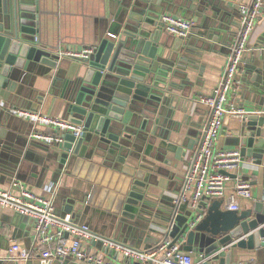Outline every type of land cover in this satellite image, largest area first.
Listing matches in <instances>:
<instances>
[{
    "label": "water",
    "instance_id": "95a60500",
    "mask_svg": "<svg viewBox=\"0 0 264 264\" xmlns=\"http://www.w3.org/2000/svg\"><path fill=\"white\" fill-rule=\"evenodd\" d=\"M184 3L109 0L110 16L89 45L95 47L94 51L89 58L63 66L41 37L42 0H3L1 84L8 83L7 88H11V80H19L24 72L45 75L51 69L57 70L56 74L66 71L62 107L65 119L80 129L53 131L61 138L52 142L58 159V178L53 180H61L62 185L74 179L72 189L56 192L54 205L60 200L64 204L60 214H72L76 221L107 238L115 229L134 242L147 243L146 248L168 235L171 243H180L182 251L211 256L208 264L251 261L263 249L264 198L254 200L241 212L225 207V199L220 196L203 197L193 208L182 207L168 193L155 192L158 183L153 180L154 163L137 149V144L145 140L164 155L175 152L178 159H183L186 151L187 146L176 143L170 135L179 131L180 124L173 118L175 93L192 85L182 73L193 69L187 61V53L194 52L192 31L186 37L172 34L173 41L169 42L164 36L169 32L161 22L167 11L177 13L167 9L169 5ZM256 72L262 76L257 93L264 98V65H259ZM225 126L231 131L228 145L239 148L243 160L252 157L254 163L264 164V115L224 118L220 133L226 132ZM129 155L139 163L128 161ZM3 164L6 161L2 157ZM0 264L29 263L2 260Z\"/></svg>",
    "mask_w": 264,
    "mask_h": 264
},
{
    "label": "crops",
    "instance_id": "0c3cea01",
    "mask_svg": "<svg viewBox=\"0 0 264 264\" xmlns=\"http://www.w3.org/2000/svg\"><path fill=\"white\" fill-rule=\"evenodd\" d=\"M182 1L185 2L183 6L169 5L167 8L177 13L168 11L166 13L193 22L190 42L194 52L187 53V61L192 64L193 69H190L188 73L182 72L190 78L192 85L175 93L176 96L172 101V105L175 107L173 118L180 124L179 131H172L170 135V138L176 143L185 144L186 151L183 159H178L175 152H168L167 155H164L162 151L157 150L155 144L147 145L144 143L145 140H142V145L137 144L141 155L146 156L149 163H154L152 173L153 180L158 183V186L154 187L158 195L164 191L172 196L181 190L182 176L186 172L191 149L195 147L201 129L209 117L208 107L200 99L212 94L223 77L230 48L241 28L242 12L239 5L251 0ZM2 2L3 0H0V4ZM42 3L44 10L40 15L41 37L46 42V46L53 49L63 66H72L80 60L72 57H60L59 49L83 48L92 45L96 32L103 26L105 18L110 16L109 0H42ZM191 4H195L196 7L192 8ZM164 36L168 38L169 42L173 41L172 34L164 33ZM241 63L237 73L236 86L230 90L229 100L225 106L229 108L234 105L243 108L244 116L254 113L264 115V98H261L257 93L258 89L262 87V76L256 72L259 65H264V10L256 18L248 49L243 55ZM56 71L51 69L45 75H30L24 72L19 80H11L9 84L11 88H7L8 83L1 84L2 79L0 80V158L3 157L6 161V164L0 165L1 188H9L12 182L18 179L38 193L53 196L54 200L57 190L62 194L73 187V178L66 182L68 186L65 183L61 185V180L56 182L53 180L57 177L55 175L58 165L56 144L32 136L36 129L51 133L58 129L53 125H35L10 110L11 107L17 106L41 111L55 117L67 118L63 111L61 96L66 71L62 69L61 74H56ZM260 98L263 102L259 100ZM239 117L243 116L230 113H226L224 116L229 119ZM224 129L226 132L222 133L221 131L216 146L219 148L234 147L228 145L227 141V136L231 134V131L226 126ZM189 146L192 148L189 149ZM127 157L128 161L139 163L137 158L130 155ZM167 159L169 162L166 161ZM232 173L236 176H231L229 184H234L236 177H242L249 179L252 187L253 199L244 200L239 212L250 208L254 200L264 198V164H256L252 157H246L241 166ZM49 188H51L50 191H48ZM61 202V200L55 202L58 213L64 212V204ZM181 206L190 207L185 203H181ZM99 227L102 229L103 226ZM160 231L164 233V230ZM96 233L106 236L99 231ZM115 233L114 229L110 238L135 244L136 247L148 245L141 240L134 242L119 232ZM151 234L158 236L157 232ZM11 240H18L27 248L33 249V256L27 260L29 264H46L48 261H51V264H86L72 257H53L42 263L37 252L39 248L33 228V219L10 207L0 205V250L5 251ZM87 244L92 245V243L84 242L85 248ZM98 244L95 243L97 250L104 251ZM262 245L263 249L252 261L264 263V238H262ZM107 254L117 261L126 262L123 255L117 252L108 251ZM234 260L232 264L235 263Z\"/></svg>",
    "mask_w": 264,
    "mask_h": 264
},
{
    "label": "built area",
    "instance_id": "2783aa9c",
    "mask_svg": "<svg viewBox=\"0 0 264 264\" xmlns=\"http://www.w3.org/2000/svg\"><path fill=\"white\" fill-rule=\"evenodd\" d=\"M242 23L239 33L230 48L225 73L212 94L201 97L209 110V117L203 125L196 145L191 149L186 172L182 176V187L172 195L174 203L189 204L191 208L203 198L224 197V206L239 210L244 200L253 199L249 179L236 177L234 184H229L232 172L243 161L237 147L219 148L217 138L226 113L244 116V109L234 105L226 108L229 92L236 86L237 73L242 57L248 49V43L259 13L264 10V0H251L239 5ZM161 22L166 31L174 36L186 37L192 29L191 20L165 13ZM94 46L83 48L66 47L59 49L60 57H72L77 60L89 58ZM11 112L22 116L35 125H53L57 129L79 130L80 126L65 118L55 117L41 111L24 107H11ZM34 138L43 141H60L56 133L36 129ZM51 188L48 189L50 191ZM0 205L10 207L22 215L33 219V228L38 240V256L42 263L53 257H72L86 264H208L211 256L182 251L180 243H171L170 236L163 237L151 248L136 247L123 241L104 237L93 231L87 224L76 221L72 214L64 215L56 211L53 196L38 193L15 179L9 188L0 187ZM84 242L92 243L84 246ZM95 243L103 248L97 250ZM94 244V245H93ZM123 255L126 262L112 258L107 252ZM33 249L27 248L18 240H11L8 248L0 250L2 260H29ZM234 264H264L254 261H237Z\"/></svg>",
    "mask_w": 264,
    "mask_h": 264
},
{
    "label": "trees",
    "instance_id": "16d2710c",
    "mask_svg": "<svg viewBox=\"0 0 264 264\" xmlns=\"http://www.w3.org/2000/svg\"><path fill=\"white\" fill-rule=\"evenodd\" d=\"M152 246H148L147 248H151Z\"/></svg>",
    "mask_w": 264,
    "mask_h": 264
}]
</instances>
